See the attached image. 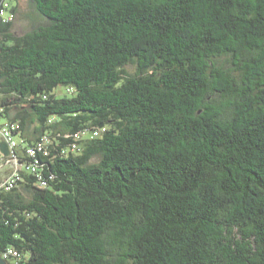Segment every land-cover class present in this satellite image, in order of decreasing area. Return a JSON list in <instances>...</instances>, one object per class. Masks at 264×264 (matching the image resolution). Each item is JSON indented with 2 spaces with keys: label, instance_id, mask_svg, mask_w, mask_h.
<instances>
[{
  "label": "trees",
  "instance_id": "trees-1",
  "mask_svg": "<svg viewBox=\"0 0 264 264\" xmlns=\"http://www.w3.org/2000/svg\"><path fill=\"white\" fill-rule=\"evenodd\" d=\"M30 2L29 32L0 23L22 165L0 192V255L264 264V0Z\"/></svg>",
  "mask_w": 264,
  "mask_h": 264
},
{
  "label": "built area",
  "instance_id": "built-area-1",
  "mask_svg": "<svg viewBox=\"0 0 264 264\" xmlns=\"http://www.w3.org/2000/svg\"><path fill=\"white\" fill-rule=\"evenodd\" d=\"M14 20V13L11 12V9L5 4L4 0H0V23H10ZM18 129V125L16 123H5L0 127V140L7 143L9 147V156L4 158L0 153V166L2 163L10 164L12 167L11 173L4 178L0 182V192L3 191H10L12 190L17 182L20 180V176L18 174L19 170L22 168V165L18 162V159L14 153V149L17 147V142L13 137V131ZM78 136L75 135V139ZM48 144V140L46 137H43L34 147L28 148L26 150V155L31 158L35 159L37 154L41 153L42 155H47L46 145ZM71 151H75V146H72ZM36 161L34 163L25 166V170L30 171L32 173H36V177L38 181H42L39 174H37L35 168ZM43 182H41V186L43 187ZM17 258V255L13 251H7L5 254L0 255V257L7 263V264H14L7 261L9 257Z\"/></svg>",
  "mask_w": 264,
  "mask_h": 264
},
{
  "label": "rangeland",
  "instance_id": "rangeland-1",
  "mask_svg": "<svg viewBox=\"0 0 264 264\" xmlns=\"http://www.w3.org/2000/svg\"><path fill=\"white\" fill-rule=\"evenodd\" d=\"M4 2L9 8L16 6L11 30L13 35L21 36L42 22V19L33 11L30 0H4ZM125 70L130 75L135 72L134 66H127ZM57 93H60V91H57ZM4 121H6V118L0 115V126ZM23 195L26 201L30 200L31 196L28 193H23Z\"/></svg>",
  "mask_w": 264,
  "mask_h": 264
},
{
  "label": "water",
  "instance_id": "water-1",
  "mask_svg": "<svg viewBox=\"0 0 264 264\" xmlns=\"http://www.w3.org/2000/svg\"><path fill=\"white\" fill-rule=\"evenodd\" d=\"M9 147L6 142L0 141V153L4 158L9 156ZM12 170L11 166H2L0 167V182L2 179L6 178L10 171ZM0 264H7L1 257H0Z\"/></svg>",
  "mask_w": 264,
  "mask_h": 264
},
{
  "label": "crops",
  "instance_id": "crops-1",
  "mask_svg": "<svg viewBox=\"0 0 264 264\" xmlns=\"http://www.w3.org/2000/svg\"><path fill=\"white\" fill-rule=\"evenodd\" d=\"M5 123H6V121L2 122V125H4ZM2 125H1V126H2ZM1 126H0V127H1ZM0 141H1V140H0ZM6 165H7V166H11L10 164L2 163L0 167H2V166H6ZM10 173H11V171H10ZM10 173H9V174H10ZM9 174H8V175H9ZM2 180H3V179H2Z\"/></svg>",
  "mask_w": 264,
  "mask_h": 264
}]
</instances>
